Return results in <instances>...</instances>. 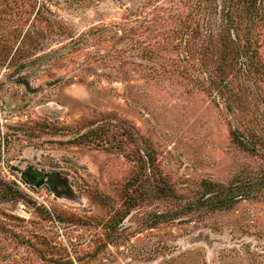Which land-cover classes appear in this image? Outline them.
I'll return each mask as SVG.
<instances>
[{
    "label": "rangeland",
    "instance_id": "374dc122",
    "mask_svg": "<svg viewBox=\"0 0 264 264\" xmlns=\"http://www.w3.org/2000/svg\"><path fill=\"white\" fill-rule=\"evenodd\" d=\"M0 264H264V0H0Z\"/></svg>",
    "mask_w": 264,
    "mask_h": 264
}]
</instances>
